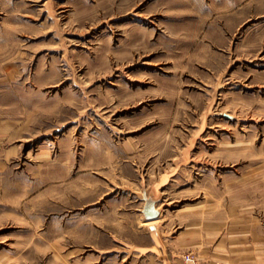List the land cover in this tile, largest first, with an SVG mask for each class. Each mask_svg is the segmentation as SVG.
<instances>
[{
    "label": "rangeland",
    "instance_id": "1",
    "mask_svg": "<svg viewBox=\"0 0 264 264\" xmlns=\"http://www.w3.org/2000/svg\"><path fill=\"white\" fill-rule=\"evenodd\" d=\"M230 228L264 235V0H0V264Z\"/></svg>",
    "mask_w": 264,
    "mask_h": 264
},
{
    "label": "crops",
    "instance_id": "2",
    "mask_svg": "<svg viewBox=\"0 0 264 264\" xmlns=\"http://www.w3.org/2000/svg\"><path fill=\"white\" fill-rule=\"evenodd\" d=\"M213 225V231H216L217 223L214 222ZM235 230L230 228L224 238L219 233L218 237L214 236L211 239L213 242L211 256L209 254L210 248H203L205 257H211L212 259H209L207 264H264V246L261 243L264 240V235L254 234L252 237L246 233L239 237ZM258 241L260 244L257 243ZM203 243L206 244L205 237ZM150 251L156 252L152 249ZM157 251L159 253L156 252V257L159 259L155 264H185L183 256L186 252L181 249H171L169 251L157 249Z\"/></svg>",
    "mask_w": 264,
    "mask_h": 264
},
{
    "label": "built area",
    "instance_id": "3",
    "mask_svg": "<svg viewBox=\"0 0 264 264\" xmlns=\"http://www.w3.org/2000/svg\"><path fill=\"white\" fill-rule=\"evenodd\" d=\"M183 260L185 264H198L197 258L192 252L185 253L183 256Z\"/></svg>",
    "mask_w": 264,
    "mask_h": 264
}]
</instances>
